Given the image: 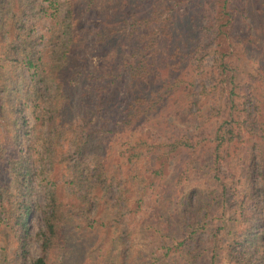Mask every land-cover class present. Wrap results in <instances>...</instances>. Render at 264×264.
I'll return each mask as SVG.
<instances>
[{"label": "trees", "instance_id": "1", "mask_svg": "<svg viewBox=\"0 0 264 264\" xmlns=\"http://www.w3.org/2000/svg\"><path fill=\"white\" fill-rule=\"evenodd\" d=\"M98 1L86 0L83 12ZM74 7L75 0H0V231L5 229L13 240V264H71L77 241L88 244V259H95L89 264H131L135 253L126 240L125 215L133 205L138 209L149 190H156L153 179L162 173L166 157L189 145L187 135L157 144L155 149L136 138L115 150L110 147V156L104 154L99 134H113L154 111L171 92L173 82L164 83L153 98L136 96L121 109L115 104L117 116L109 120V128L97 127L95 118L104 106L94 101L92 92L98 98L102 89L90 91L86 85L99 78L72 70L70 48L79 19ZM114 13L105 12L114 20L109 33L125 37L124 31L128 32L135 58L128 72L135 80L152 50L143 40L132 39L137 19ZM40 26L47 30L38 32ZM97 34L88 33L93 43ZM28 71L32 72L30 79L25 77ZM195 76L191 73L189 81ZM198 77L208 79L212 86L191 96L189 105L200 102L212 89L217 88L221 97L227 93L225 118L215 129L210 169L215 166L218 171L221 149L226 152L236 146L244 135L264 141V134L255 133L251 114H238L234 76L224 62L214 58ZM213 100L205 103L206 108L212 107ZM28 110L36 121L34 126L27 123ZM37 128L44 129L43 136ZM254 146L246 150L248 155L242 159L246 166L240 167L238 175L227 179L213 175L214 186L206 195L198 188L180 192L173 185L169 196L161 200L165 205L160 212L168 211L179 221L175 247L166 250L178 252L184 264H264V178L256 179ZM37 149L41 150V166L33 156ZM140 166L150 172L127 174L126 169L137 171ZM56 173L61 180H56ZM238 178L244 180L239 187L234 182ZM36 186L41 187L43 198L38 203L33 199ZM134 194L138 198L131 202ZM211 208L222 216L229 213L231 229L225 241L214 234L203 241L199 234L207 226ZM33 210L41 214L42 227L31 236L28 217ZM33 241L39 243L36 258L29 255ZM1 252L3 256L4 248Z\"/></svg>", "mask_w": 264, "mask_h": 264}, {"label": "rangeland", "instance_id": "2", "mask_svg": "<svg viewBox=\"0 0 264 264\" xmlns=\"http://www.w3.org/2000/svg\"><path fill=\"white\" fill-rule=\"evenodd\" d=\"M85 1L75 0V18L79 19L73 27L74 42L70 55L72 70L82 72L85 77L91 72L99 78L89 80L86 85L90 91L102 89L98 98L97 92H92L94 101L102 102L104 106L98 119L95 118L97 127L109 128V120L117 116L115 104L117 109H121L136 96L153 98L164 83L173 82L172 90L169 88L171 92L156 105L154 111L140 116L129 127L114 128L116 131L113 134L100 133L99 136L104 154L109 156L112 154L110 147L115 150L129 139H140L155 149L157 144L169 143L180 135L189 136L187 148L166 157L162 173L153 179L156 190H149L142 197L138 209L133 205V209L125 215L126 240L135 253L131 264H184L178 252L166 250L171 245L175 247L174 238L179 229V221L170 216L171 213L160 212L165 205L161 200L169 196L171 187L177 185L180 192L188 187L198 188L206 195L214 186L213 175L227 179L240 173V167L246 166L242 162L248 155L246 150L253 145L254 152L256 150L258 154L254 163L258 172L256 179L264 178V168L260 169L264 166V141L254 135L242 136L238 144L226 152L221 149L219 173L214 170L215 166L213 171L210 170L215 156V129L225 118L227 93L221 97L217 88L212 89L201 96L200 102L188 104L191 96L200 93L203 87L211 88L209 80L198 75L216 58L232 70L238 114H251L255 133L264 134V0H99L94 8L83 12ZM110 10L115 11L113 15L124 12L128 19H137V31L133 32L132 39L143 40L152 50L135 80L128 72V66L135 61L133 43L126 36L127 31H124L127 33L125 37L109 33L114 20L105 12ZM96 27L100 29L96 30ZM46 30L47 26L46 29L41 26L37 29L38 32ZM90 31L95 35L98 33L95 43L88 35ZM191 73L197 76L189 81ZM25 75L30 79L32 72L28 71ZM221 88L224 90V84ZM213 97L216 98L213 100ZM211 100L212 107L206 108L205 103ZM26 114L28 125L34 126L36 121L30 111ZM37 131L44 135V129L37 128ZM154 153L157 152L154 150ZM40 155L41 150L37 149L33 156L41 166ZM110 160L114 159L111 157ZM126 170L127 174L139 176L150 172L142 166L137 171ZM179 171L183 173L178 175ZM55 175L56 180H61L58 173ZM38 180L36 178L35 182ZM234 182L239 187L244 180L238 178ZM136 198L134 194L131 202ZM33 199L37 203L42 202L40 186H36ZM209 213L207 226L199 232L202 240L214 234L225 241L230 236L227 234L231 229V224L227 225L229 213L222 216L216 208H211ZM41 227V214L31 211L28 233L36 235ZM220 227L222 229L217 230ZM222 234L226 235L225 238ZM13 245L6 230L0 231V254L4 248L0 264H13ZM201 245L205 248L204 243ZM87 248V243L77 241L71 264L95 261L88 259ZM38 249L39 243L33 241L29 246V255L36 258Z\"/></svg>", "mask_w": 264, "mask_h": 264}]
</instances>
